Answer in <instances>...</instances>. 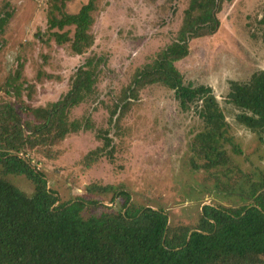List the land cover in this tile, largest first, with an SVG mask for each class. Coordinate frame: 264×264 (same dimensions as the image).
<instances>
[{
  "label": "rangeland",
  "instance_id": "rangeland-1",
  "mask_svg": "<svg viewBox=\"0 0 264 264\" xmlns=\"http://www.w3.org/2000/svg\"><path fill=\"white\" fill-rule=\"evenodd\" d=\"M88 1L68 0L64 11L78 12ZM60 3L0 0V15L11 13L0 30V102L13 103L23 119L28 118L21 111L24 105L56 101L70 88L80 64L92 56L102 59L96 94L71 113L72 118L90 116L94 128L70 133L51 147L31 152L34 164L60 199H98L102 204L90 206L91 213L106 206L122 211V197L113 201L112 192L87 190L91 183L113 185L127 190L138 205L164 208L174 226L191 227L198 223L204 204L239 207L249 203L236 183L244 174H262L264 141L236 120L241 110L227 103L226 97L232 80L248 81L264 69V0L227 2L219 14L218 31L192 40L189 55L176 63L186 82L213 87L226 114L221 142L233 163L208 170L204 163L209 152L193 146L205 123L193 108L183 110L168 87H145L118 123L110 119L133 73L174 38L189 0H97L92 26L95 43L83 54L74 53L69 42L57 43L52 35L57 29L49 28V11L58 14ZM67 29L73 36L74 28ZM106 133L112 139L106 149L111 148L112 156L85 162L86 154L104 146L100 134ZM9 178L27 194L34 192L26 177Z\"/></svg>",
  "mask_w": 264,
  "mask_h": 264
},
{
  "label": "trees",
  "instance_id": "trees-1",
  "mask_svg": "<svg viewBox=\"0 0 264 264\" xmlns=\"http://www.w3.org/2000/svg\"><path fill=\"white\" fill-rule=\"evenodd\" d=\"M66 1L61 0L58 14L49 11V28L57 29L52 31L57 43L69 42L74 53L83 54L95 43L92 26L97 0H89L75 13L64 11ZM230 1L189 0L174 38L133 73L110 115L118 123L145 87H168L183 110L193 108L205 123L193 146L209 152L204 163L207 170L233 163L221 142L226 114L213 87L186 82L176 63L189 55L192 40L218 31L219 14ZM10 16L0 15V30ZM66 26L74 28L73 36L64 30ZM262 37L264 44V30ZM101 61L92 56L80 64L70 88L56 101L24 105L21 111L28 118L23 119L13 103L0 102V264H264V171L259 176L244 174L236 183L249 203L239 207L204 204L194 227L174 226L164 208L138 205L127 190L113 185L87 187L89 193L112 192L113 201L125 200L122 211L106 206L98 213L89 208L101 205L98 199L77 196L62 201L49 186L31 152L51 147L70 133L94 128L90 116L72 118L71 113L96 94ZM226 102L241 110L236 120L264 141V69L248 81L232 80ZM100 136L104 146L85 155L89 164L112 156L111 148L106 150L111 137ZM9 175L26 177L34 192L27 194Z\"/></svg>",
  "mask_w": 264,
  "mask_h": 264
}]
</instances>
